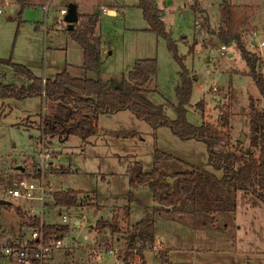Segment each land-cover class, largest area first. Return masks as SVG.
Masks as SVG:
<instances>
[{
	"label": "rangeland",
	"instance_id": "obj_1",
	"mask_svg": "<svg viewBox=\"0 0 264 264\" xmlns=\"http://www.w3.org/2000/svg\"><path fill=\"white\" fill-rule=\"evenodd\" d=\"M139 1L28 0L22 15H19L20 6L16 0L10 5L2 4L0 58L12 59L45 78H54L68 69L74 76L101 77L115 82L127 77L138 59L156 58L158 74L148 84L153 91H149L147 97L162 105L174 119L178 104L176 89L181 83L180 65L166 39L148 30L149 24ZM156 1L179 54L186 56L185 64L195 77L187 119L196 125L203 123V113L196 105L203 100L206 120L209 118L220 128L229 127L233 142L245 133L243 143L248 147L250 98L258 97L259 91L240 51L235 45L222 47L215 34L205 31L201 17L197 18L203 29L197 27L195 14L189 7L191 0ZM244 1L256 6L251 17L253 31L245 37L248 47L263 57L264 72V0ZM202 2L209 13L212 29H217L222 23L220 2ZM73 5L77 6L78 14L97 13L100 16L97 33L105 49L100 74L83 68L82 47L64 33L67 23L60 9ZM44 6H49V10ZM104 6L107 9L115 7L120 14H105ZM0 79L20 85L29 82L7 64H0ZM48 107L45 99L38 96L0 98V198L12 202L10 208L0 204L3 226L0 242L17 240L24 233L31 235L32 228L22 226V222L29 220L27 209L30 207L38 209L42 203L46 223H62V215L67 214L66 224L71 230L64 235V245L53 253L48 264H119L117 255L109 250H118L120 255L123 241L106 231L97 232L94 225L104 216L115 218L125 230L133 217L151 207V193L140 188L132 205L134 214L129 217L124 211L130 191L128 170L135 161H140L144 170L150 171L154 166L155 147L213 170L208 164L205 143L183 140L169 127L155 132L148 122L137 118L130 110L101 114L99 133L88 141L71 135L64 141L54 138L49 144L39 128ZM121 132L136 134L122 136ZM214 171L222 176V171ZM43 175L45 198L41 203L34 199L16 200L9 194L23 177L33 179ZM67 189L82 191L80 205L62 208L55 204L54 194ZM18 207L27 215L20 216ZM78 220L80 224L76 223ZM211 222L212 217L203 213L173 216L164 212L158 215L156 235L163 236L164 246L171 249L166 255L164 247L160 251L149 248L145 253L147 264H264V202L261 199L240 190L237 211L217 214V228L206 226ZM93 229L95 231H91ZM131 260L133 264H141L138 256ZM4 263L7 264V260L0 255V264Z\"/></svg>",
	"mask_w": 264,
	"mask_h": 264
},
{
	"label": "trees",
	"instance_id": "obj_2",
	"mask_svg": "<svg viewBox=\"0 0 264 264\" xmlns=\"http://www.w3.org/2000/svg\"><path fill=\"white\" fill-rule=\"evenodd\" d=\"M28 0H16L20 6L19 15ZM220 15L222 23L217 29L211 27L210 16L202 0H191L189 7L195 18H202L205 31L215 34L220 45H235L249 67L258 91V97L250 98V137L248 147L237 139L233 142L229 127L220 128L206 121L205 102L196 105L201 108L204 121L200 125L187 119V105L190 103L194 78L185 64V55H180L178 45L167 30V25L156 0H140L149 24L148 30L155 32L168 42V46L180 65L181 83L176 92L178 104L175 105L177 117L171 118L162 105L153 103L148 97V84L158 74L156 58L138 59L128 76L120 82L72 75L68 69L54 78L36 75L23 64L12 59L0 58V64H7L29 82L20 85L0 79V98L25 99L38 96L49 104L40 129L44 139L50 144L52 139L64 141L75 135L83 141L99 133V116L111 115L123 110L132 111L135 116L148 122L156 132L161 127H169L183 140L194 139L205 143L208 152V164L213 169L204 168L181 159L158 147L154 149V166L144 170L142 162L135 161L129 168L130 191L128 203L124 206L127 216L132 210L135 194L140 188L151 193V207L133 221L127 229H122L118 221L101 216L95 223L97 232H108L112 237L124 243L120 259L132 262L137 256L141 264H147L146 251L152 248L155 238V224L158 215L169 212L173 216L189 214H207L212 217L208 227L217 228L216 215L222 212L237 211V193L242 190L257 196L264 202V72L263 57L248 47L246 33L253 31L251 17L255 5L234 4L221 0ZM100 17L97 13L79 14V21L67 24L69 37L76 41L84 51L83 68L88 72L100 74L103 60V42L97 35ZM193 48V47H192ZM122 136L135 135V132H121ZM214 170L222 171L219 177ZM82 191L76 189L61 190L54 194L55 204L72 208L80 205ZM12 203V202H11ZM12 204L8 205L10 208ZM18 213L24 217L27 212L18 207ZM136 213V212H135ZM23 225L39 228L41 219L30 216ZM47 239H62L71 230L66 223H44ZM112 245V243H111ZM168 255V253H166ZM165 255V256H166Z\"/></svg>",
	"mask_w": 264,
	"mask_h": 264
},
{
	"label": "built area",
	"instance_id": "obj_3",
	"mask_svg": "<svg viewBox=\"0 0 264 264\" xmlns=\"http://www.w3.org/2000/svg\"><path fill=\"white\" fill-rule=\"evenodd\" d=\"M13 0H0V14L4 13L2 4L10 5ZM46 11L49 10V6L43 7ZM110 10H105L109 13ZM68 12L67 8H61V15L65 16ZM197 27L202 28V24L199 19H196ZM203 29V28H202ZM204 31V30H202ZM225 47V46H222ZM44 174V173H43ZM9 194L13 199L24 198L26 200H38L43 201L45 195V179L44 175L41 178L29 179L23 177L19 180L17 187L12 188ZM41 209V210H40ZM40 210V211H39ZM28 215L32 217H38L41 219V226L39 228H32L30 236L21 235L17 240H10L7 242H0V255L5 257L9 264H48L52 258L53 253L60 249L64 245L62 239H47L44 231V215L45 207L41 203L40 208L35 209L30 207L27 209ZM63 223H67L69 217L67 214L62 215ZM79 221V220H78ZM3 226L0 220V233L2 232ZM164 240L161 236H156L152 249L160 251L163 248ZM118 250L110 249L109 252L117 255L119 264H133V262H126L119 258ZM119 252V251H118ZM102 256H99L101 258Z\"/></svg>",
	"mask_w": 264,
	"mask_h": 264
},
{
	"label": "crops",
	"instance_id": "obj_4",
	"mask_svg": "<svg viewBox=\"0 0 264 264\" xmlns=\"http://www.w3.org/2000/svg\"><path fill=\"white\" fill-rule=\"evenodd\" d=\"M232 3H234V4H237V5H239V4H243V5H247V4H255V3H247V2H245L244 0H237V1H235V0H230ZM217 2H220V0H217ZM123 4V3H122ZM219 4V3H218ZM188 5V4H187ZM124 6H126V5H124ZM103 7V6H102ZM104 8L105 9H107L105 6H104ZM104 9V10H105ZM124 9V7L122 8V9H120V10H123ZM107 10H110L109 11V13H106L105 11H103L105 14H113V15H119L120 14V12H119V10L117 9V8H115V7H112V8H108ZM79 11V10H78ZM163 14V13H162ZM100 17V16H99ZM101 20V19H100ZM100 20H99V22H100ZM99 24V23H98ZM98 28V27H97ZM98 31V30H97ZM64 33L68 36L69 34L67 33V30L65 29L64 30ZM97 33V32H96ZM97 35H99L98 33H97ZM206 39V38H205ZM203 43H204V46L205 47H208L206 44H205V42L203 41ZM252 43H254V41H252ZM257 43V42H256ZM220 44V43H219ZM103 52H105V49L103 48ZM83 57H84V51H83ZM84 62V61H83ZM83 66V65H82ZM45 78V77H44ZM47 78V77H46ZM154 80V79H153ZM149 89V88H148ZM215 90L216 91H218V89L217 88H215ZM149 91H153V89H149ZM148 91V92H149ZM147 92V93H148ZM209 115V114H208ZM205 116H206V114H205ZM206 118V117H205ZM206 121H210L209 120V118L206 120ZM211 122V121H210ZM99 214V213H98ZM23 224H24V222H22ZM76 223L77 224H80L79 223V221H76ZM20 226H21V222H20ZM23 227H27L28 225H22ZM22 226H21V228H22ZM20 229V228H19ZM91 231H95L94 229L93 230H91ZM20 232V231H19ZM94 234H96V232H94ZM109 234V233H108ZM110 235V234H109ZM158 236V235H157ZM162 238H163V240H164V244H163V247H164V249H166L167 250V253L169 254V250L171 249V248H168V247H165L164 245H165V239H164V237L163 236H161ZM12 238V237H11ZM7 260V259H6ZM6 263V262H5ZM4 263V264H5ZM7 264H9V262H8V260H7Z\"/></svg>",
	"mask_w": 264,
	"mask_h": 264
},
{
	"label": "water",
	"instance_id": "obj_5",
	"mask_svg": "<svg viewBox=\"0 0 264 264\" xmlns=\"http://www.w3.org/2000/svg\"><path fill=\"white\" fill-rule=\"evenodd\" d=\"M64 20H65V22L67 24H73V23H77L79 21V14H78V9H77L76 5H73V6L69 7L68 12L65 15ZM254 43L256 44V41H254ZM244 139H245V133H242L241 137L239 138V140L241 142H243ZM0 204H2V205H4V204L10 205L11 201L0 198ZM127 264H129V263H127Z\"/></svg>",
	"mask_w": 264,
	"mask_h": 264
}]
</instances>
